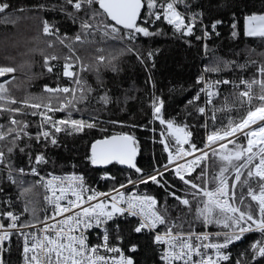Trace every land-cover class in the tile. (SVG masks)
Here are the masks:
<instances>
[{"label":"trees","instance_id":"16d2710c","mask_svg":"<svg viewBox=\"0 0 264 264\" xmlns=\"http://www.w3.org/2000/svg\"><path fill=\"white\" fill-rule=\"evenodd\" d=\"M0 3L10 5L5 12L0 13V67L16 69L14 73L0 77V83L8 82L7 98L0 101L3 131L7 132L8 128H21L25 123L28 125L25 130L33 136L38 131L51 130L50 124L44 128L39 127L44 116L32 115L34 111L52 117L53 121L76 119L96 124V127L85 128L81 132H75L71 125L66 128L58 125L62 127V131L54 132L58 143L52 145L48 142L47 146L43 143L37 144L28 136H21L22 139L16 142L17 147L11 143L15 135L13 133L5 140H0V151L4 152V161L0 163L3 168L36 167L40 173L77 170L91 181L104 175L105 180L98 182L100 187H115L126 180L127 176H145L166 161L167 151L165 144L161 142L165 141V128L154 120L155 99L163 100L162 118L165 121H174L176 126H186V132L191 133L187 145L194 144L199 147L204 144L205 137L227 125L229 117L238 122L248 110L247 106L241 107L238 103H233L240 92L239 87L222 85L217 90L219 94L211 103L205 105V112L200 113L198 109L203 107V100L200 96L198 100L194 98L199 93L196 79L202 68L208 81L221 78L232 82L240 78L264 79L258 71L264 64V38L247 36L244 31L246 16L264 14V0H183L178 5L179 9L191 16L195 15L204 23L209 33L206 38L199 22L194 23L193 32L189 35L186 29L177 31L163 18H149L148 9L145 7L137 23L155 34L148 37L134 34V39H129L127 30L123 29L115 37L105 36L102 30L95 27L101 20L106 22V18L102 17L90 20L93 25L91 29H82L81 22L91 16V11L86 8L76 11L65 0H0ZM94 7L98 8V5ZM147 19L152 22H146ZM45 21L55 34L43 32ZM217 21L221 23L213 29L212 24ZM233 32L236 33L235 36ZM77 35L81 37L79 41L75 39ZM149 53H152L151 57ZM52 57L55 59H51ZM99 57L104 59L100 60ZM66 63L72 65L69 71L74 73V77L63 75ZM241 65L246 66L242 68ZM49 67L53 71H48ZM213 68H219V71H212ZM76 80L80 81L79 85ZM64 87L73 91H46V88ZM252 92L254 96H259V85H254ZM82 96L85 99H81ZM104 96L108 98L107 103L101 99ZM11 99L27 100L28 105H50L52 109L67 106L62 111H49L44 107L33 109L23 103L12 104L9 102ZM192 100L194 102L189 104ZM68 101L72 103L69 104ZM253 104L258 105V101L254 100ZM9 107L19 108L21 112L2 110ZM227 108L233 110H220ZM214 112L215 120L212 119ZM13 116L19 124L9 123ZM115 133L128 134L135 138V163L142 169L141 173L133 168L124 169L118 163L105 169L95 168L88 159L89 146L94 140ZM166 141L168 148L172 149L174 144L168 138ZM243 141L242 137L235 139L236 144L243 145ZM226 144L229 149L233 148L234 144ZM8 147H13L11 153L8 152ZM20 148L24 151L21 152ZM213 148L220 151V145ZM212 149L208 152L207 165L197 166L192 174L185 176L186 179L203 186V180H197L196 177L204 171L207 174L205 178L210 181L206 186L214 187L211 180L218 175L221 162L218 156L213 155ZM41 152L45 155L46 163L37 164L34 157ZM28 179L17 177L14 179L15 183H9L5 173L0 171V212L12 211L17 215L23 213L18 223L27 218L23 208L28 196L23 189ZM164 181L167 183L163 187L152 181L144 185L157 200V210L172 224L182 225V228L176 227L174 231L203 228L204 223L196 219L195 212L197 204L202 206L203 198L193 201L189 210V207L170 194L175 192L177 196L184 197L189 186L179 177H172L167 173L162 183ZM36 191L41 217L42 192L39 187ZM236 194L237 198L241 195L239 186ZM244 194L245 205H251L253 214L258 215L256 204L247 196L246 188ZM187 198L192 200L190 195ZM207 226L212 230L224 228L222 224L215 223ZM163 227L166 228L164 225ZM120 233L127 243L136 246L134 264L158 263L151 236L134 233L131 220L120 223ZM254 239L255 236H248L236 247L237 254L240 251L246 253L238 258L242 264L264 261L261 257L252 259L249 245ZM4 261L5 264H18L19 250L16 240L12 241L9 250L4 254Z\"/></svg>","mask_w":264,"mask_h":264},{"label":"snow or ice","instance_id":"6c2138e0","mask_svg":"<svg viewBox=\"0 0 264 264\" xmlns=\"http://www.w3.org/2000/svg\"><path fill=\"white\" fill-rule=\"evenodd\" d=\"M183 0H65V3L71 5L76 11H80L82 8H86L91 11V16L81 22L82 29H91L93 25L90 20L97 17L106 18L101 20L95 25L98 30H102L105 36H117L121 33V30H127L128 38L134 39V34H143L148 37L154 35L149 31L147 27L138 25L137 21L141 17V11L145 7L148 9V17H154L155 20L163 18L168 24L173 25L177 31L187 30L189 35L193 32V24L186 23V18L183 13L178 10V5ZM98 5L97 7H94ZM10 5L8 3H0V13L5 12ZM155 9V11H153ZM196 17L193 15L192 20L195 21ZM146 22L151 23V19H147ZM221 23L217 21L212 24V28L215 29L217 24ZM247 29L246 35L250 37L264 38V14L250 15L246 18ZM102 26V27H101ZM235 27V25H233ZM43 32L46 34H55L50 25L45 21ZM205 37L209 35L205 29ZM235 36L236 33L233 32ZM77 41L81 39L80 35L75 38ZM201 39V37H197ZM63 42V41H61ZM152 53H149V57ZM47 59L45 63L47 64ZM51 59H55L52 57ZM103 60L104 57H99ZM246 65H241L245 67ZM72 67L71 64L64 65L63 75L68 77H74V73L69 71ZM212 71H219V68H213ZM16 71L13 67H0V77H5L7 74H12ZM48 71H53L51 67ZM259 74L264 77V64L259 69ZM201 80L198 81L201 82ZM78 85L79 80L75 81ZM7 81L0 83V101L5 100L8 92ZM217 84H229L233 83L228 80L217 81ZM241 84L245 85V90L239 92L236 100L233 102L238 103L241 107L247 106L246 115L241 117L238 122H235L231 117L228 119L227 125H223L221 128L213 131L207 136L208 144L206 147L220 143V151L212 149L213 155L218 156L221 164L219 167V173L217 176L212 177L211 182L214 187L208 188L206 185L210 182L206 179V172L202 171L197 180H203L204 185L195 183L191 179H186L181 171L191 172L193 168L186 167L185 165H177L175 175L179 177L185 185L189 186V189L185 190V196H177L175 192L170 194L178 200L181 204L189 207L193 201L202 197V206L197 204L195 212L196 219H199L205 225L207 224H222L227 231L217 232L210 234L207 232L196 233L189 230L186 234L181 232H174V228L181 227L172 224L165 215L161 214L157 210V200L151 195H132L127 198L123 193L119 194V197L112 196L111 202L106 204L104 202L90 204L87 207L80 208V204L77 201L86 202L81 200V192L84 190V178L73 174L68 177H56L52 176L51 179L44 181V187L46 190L52 192V196H45V200L53 204L54 211L51 217L45 216V223L41 229L42 234L30 235L21 231V229L28 227L27 224H18L20 215L14 214L12 211L0 212V217H6L10 223L6 226L4 223H0V264H5L4 261V242L10 241L13 233L10 231L16 229L23 237V251L22 257L24 264H134L131 256H126L123 250L118 245L110 243L109 230L106 227L109 221L114 220L117 215H124L125 213L132 216H139L141 220L133 230L137 233L142 232L145 229L154 230L159 225H164L166 231L163 234L156 233L154 236V243L167 245L162 251L161 261L163 264H221L222 261L230 260V253L226 250L229 245L234 244L236 241H240L246 233L259 232L261 239L253 242L249 245V250L252 252V259L257 257L264 258V79L251 81L241 80ZM254 85H259L260 95L254 96L252 89ZM91 89H89L90 91ZM49 92H63L70 93L73 90L64 87L57 89H48ZM83 91V89H81ZM205 91V89H201ZM219 93H209V103H211V96L218 95ZM199 93L194 98L198 100ZM246 98V99H245ZM85 99V97H81ZM101 99L107 103L108 98L106 96ZM227 97L225 102H227ZM194 100L189 101L192 104ZM258 101V105L253 102ZM12 104L23 103L26 106H30L33 109H40L41 107L47 108L49 111H62L67 105H62L59 109H52L50 105H41L39 103H32L28 105V101H16L11 99L9 101ZM69 104L72 101H68ZM163 100L155 99L153 101L154 116L160 121L161 124H166L169 132L175 137L176 143L180 145L174 156L169 151L167 144H165V151H169V164L180 156L191 155L192 152L197 151L196 145H192V151H186L182 145L188 143V137L190 132H186V126L180 127L174 124V121H165L162 118ZM3 111L20 113L19 108H3ZM226 111H232V108L220 109ZM200 113L205 112V108L198 109ZM32 115L44 116L43 122L39 125L40 128H44L45 125H51V130L38 131L34 136L25 131L28 127L27 123L18 132L15 128H8L7 132L0 131V140H5L9 135L13 136L12 144L18 147L17 140L22 139L20 132H24V135L28 136L30 140H35L37 144L43 143L47 146L50 142L52 145L58 143L54 136V132L58 133L62 131V127L71 125L75 132H81L85 128L96 127L95 123H86L84 120L66 119L60 121H53L52 117L45 115L44 113L32 112ZM212 119L215 120V112ZM10 124H19V121L13 116ZM60 125V126H57ZM4 126L0 125V129ZM54 130V131H53ZM237 134H242L246 139V145L236 144L235 139ZM234 144L232 149H229L226 143ZM164 143V141H161ZM136 140L133 136L128 134H117L107 136L103 139L96 140L91 145V155L88 157L93 165H107L113 162L128 165L130 168L135 169L137 173H141L142 169L137 167L135 158L137 155ZM8 152L13 151V147H8ZM21 152L23 148L19 149ZM201 156L196 158V161L189 162L190 164L198 166V162L207 158V153L203 150ZM35 162L37 164L46 163L45 155L41 152L35 155ZM4 161V152L0 151V163ZM168 165H163L162 168H154L153 172L147 174V179L141 178L140 183H147L152 181L153 183L160 184L162 187L167 182L162 183L164 174L168 171ZM23 173V169L19 170ZM234 173L232 183L229 184V177L227 173ZM246 171V176H245ZM31 172L35 175H39L36 167L31 169ZM9 179H12V172L9 169ZM160 177V179H158ZM43 178L37 183H41ZM67 181L69 189L76 197V200L68 201L67 207H62L59 201L63 199V193L69 189L61 187L59 189L61 195L56 196V189L54 184L59 182L61 185ZM15 183V181H13ZM78 182V183H77ZM129 183L135 184V181L129 179ZM255 185V188L253 187ZM125 185H121L124 187ZM241 188V195L237 198L236 188ZM247 189V196L251 197L252 201L257 204L258 215H254L251 205H245L244 189ZM79 189L80 191H77ZM258 189V191H256ZM2 191V189H0ZM24 191H28L25 189ZM105 193H93L87 197V201H93L97 196H106ZM191 196L192 200H189L187 196ZM124 203L127 207H121ZM73 208L80 209L74 214L71 213ZM28 208L25 206L24 212H27ZM64 213H70L69 215H63ZM57 216H62L60 220H56ZM48 220H53L54 223H46ZM104 226L103 242L99 245H89L87 241L86 231L93 227ZM118 232L119 225H116ZM210 235L221 238L216 242L204 243L208 241ZM116 240H120L121 237L117 234ZM103 248L105 253H111L112 255L100 254V249ZM206 249L214 250V255L206 252ZM136 246H131V251H135ZM246 253H242L245 255ZM198 258V259H197ZM236 264H242V261L237 260ZM258 264V262H257Z\"/></svg>","mask_w":264,"mask_h":264},{"label":"built area","instance_id":"2783aa9c","mask_svg":"<svg viewBox=\"0 0 264 264\" xmlns=\"http://www.w3.org/2000/svg\"><path fill=\"white\" fill-rule=\"evenodd\" d=\"M178 10L181 13L184 14V16L186 18V23H192L194 25L195 22H199L200 25L202 24L203 36H204V38H206L205 35H204V32H205L204 23H201V20H199L197 18L195 19V21H193L192 20L193 16L182 12L179 9V7H178ZM171 26L174 27L173 25H171ZM201 77L203 78V80L201 82H199V96L203 100V107H205V105L207 103H209L208 102L209 101V93H217L218 88L221 87L222 85H230V86L239 87L240 88V92H242V91L245 90V85L241 84L240 81L241 80L251 81V80L255 79V78H253V79L240 78L238 81H235L233 83L217 84L216 83L217 81H223V80H228V79L221 78V79H213L211 81H208L205 78L204 69L203 68H202V72L200 71V73H199V75H198V77L196 79L197 82L201 80ZM228 81H230V80H228ZM201 89H205V91H201ZM215 97H216V95H212L211 96V101ZM154 120L157 121L160 124V121L158 119H156L155 116H154ZM0 125H2L1 122H0ZM21 128H18L17 131L19 132ZM0 131H3V129H0ZM20 135L21 136H26V135H24V132H20ZM167 135H168L167 131H165L163 133V136L167 137ZM240 137H242L244 139V143L246 145V139H245V137L242 134H237L236 139L240 138ZM220 143L221 142H217V143L211 145V147H206V145L208 144V141H207V137H205L204 144L199 146V147H196L197 151L192 152V154L188 155V156H180L177 159H175L171 164H169V160H168L169 151H171L172 154L175 156L176 152H177V149L179 147H181L180 145H178L176 143V141H174V147L172 149H169V151L167 152L166 161L161 166H157L156 168H162L163 165H168V169L169 170L166 171L165 174L167 173V174H169L172 177H177L175 175V171H176L177 165H185L186 167H190V168H193V169H195L197 167L196 165L190 164L189 162L196 161V158L201 156V151H199V150H203L204 152H206L207 153V158L199 161L198 162V166H200L201 164H204L206 166L207 159H208V152L213 147L220 145ZM223 143H227V140L223 141ZM182 147L186 151H192L191 146H188L187 143L183 144ZM9 169H11V168H3L0 165V171H3L5 173V177H6V179L8 180L9 183H12L14 181V179L17 178V177H32L34 179L36 185L40 188V190L42 192L43 208H42V211H41L40 219L38 221H36V222H32V223L27 224V225H29L28 227H25V228L21 229V231H23L25 233H28L30 235L42 234L41 233V229L43 228L44 223H45V219H44L45 216L51 217L53 215V211H54L53 204H51V203H49L48 201L45 200V196L51 197L52 196V192L50 190H46L45 187H44V181H47L48 179H51L52 176L68 177V176H72L73 174L78 175V176H83V178H84V190L81 192V200L82 201H86V202L77 201V203L80 204V208L87 207L90 204H96V203H100V202H104L106 204H109L111 202L112 196L119 197L120 193H123L126 198L128 196H132V195H145V194L151 195V196L154 197V195L148 191V189L144 185V183H140L139 182L141 178L147 179V175L142 176V177H137V178H132V177L127 176L126 180H124L119 185H117L115 187H112V188L106 189V188L100 187V185L98 184V182H102V181L105 180V176L104 175L98 176L96 181H91V180L87 179V177L82 172L77 171V170H66V171H62V172H48V173H40L39 171H37L39 173V175H35V174H33L31 172L32 168L29 169V168H24V167H17V168L11 169L12 179H9V175H8ZM20 169L24 170L23 173H21L19 171ZM193 171L194 170H192L189 173V172H185V171L182 170L181 174L184 175V176H188V175L192 174ZM233 177H234V173H231L230 174V178H229L230 179L229 184L232 183ZM41 178H43V181H41V183H37V181H40ZM129 179H131L132 181H135L136 183L135 184L129 183L128 182ZM121 185H125V186L121 187ZM54 187L56 189V196H60L61 195V193L59 191V189L61 187H64L65 189H69V185H68L67 181H65L63 185H61L59 182H56L54 184ZM77 191H80V190L77 189ZM256 191H258V190H256ZM94 192L95 193H105L107 195L106 196H97V198L95 200L87 201V197L89 195H92ZM63 197L64 198L59 201V203L61 204L62 207H67L68 206V201H70V200L75 201L76 200V197L72 194V191L70 189L63 193ZM255 204H256V202H255ZM121 207H125L126 208L127 205L122 203ZM256 207H257V204H256ZM79 210L80 209L73 208L71 210V213L74 214L75 212H77ZM69 214L70 213H64L63 215L66 216V215H69ZM62 218H63L62 216H57L56 220H60ZM126 220H131L133 222V229H134L136 226H138V224H139V222L141 220V217L132 216V215H129L127 213H125L124 215H117L116 217H114V220L109 221L107 223L106 227L109 230L110 243L113 244V245H118L123 250L124 254L126 256H131V258L134 261V252L135 251L134 252L131 251V246L133 244L127 243L125 238H124V236H122L121 233H120V223L122 221H126ZM10 222L11 221H9L6 217H0V223H4L5 226L8 223H10ZM46 223L51 224V223H54V221L53 220H48V221H46ZM117 224L119 225L118 232L116 230V225ZM10 231L13 233V235L11 236L10 241H5L4 242V248H5L4 254L9 250V248H10V246L12 244V241L16 240L18 242V250H19V262H18V264H24L23 257H22L23 237L20 235V232L17 231L16 229H12ZM165 231H166V228H164L163 225L157 226V228L154 229V230L145 229V230H143L140 233H137V232H135L133 230V232L136 233V234H145V235H150L151 236L152 244L155 246L156 251H157V260H158L157 264H163V262L161 261L160 257H161L162 251L164 250V248L167 247V245L154 243L153 242L154 241V236L156 235V233L163 234ZM192 231H194L196 233L207 232V233H210V234H214V233H217V232L227 231V229H225V228L222 229L221 228V229H217V230H212V229H209L208 226L204 224L203 228L194 229ZM174 232H181V233H185L186 234L188 231H174ZM85 234L87 236V241H88L89 245L102 244V242H103L102 238H103V234H104V226L93 227L91 229H88ZM117 234L121 237L120 240H116L115 239V236ZM248 236H255V239L252 241V243L261 239V234L259 232L246 233L245 236L240 241H236L234 244L229 245V248L226 251L228 253H230V260L229 261H222L221 264H232V262H233V264H236V261L238 260V258L240 256H242V253H243L242 251H240L239 254H237L236 247H237V245L240 242L244 241ZM220 239L221 238H219V237H216L214 235H210L209 240L208 241H204V243L216 242V241H218ZM205 251L208 252L211 255H214V250H212V249H206ZM4 254H3V256H4ZM100 254H102V255H104V254L112 255L111 253H105L103 248L100 249ZM258 264H264V261L260 262Z\"/></svg>","mask_w":264,"mask_h":264},{"label":"rangeland","instance_id":"374dc122","mask_svg":"<svg viewBox=\"0 0 264 264\" xmlns=\"http://www.w3.org/2000/svg\"><path fill=\"white\" fill-rule=\"evenodd\" d=\"M247 17L248 16H246L245 19H244V31H245V33H246V29H247V23H246V18ZM153 113H154V109H153ZM56 120L59 121L60 119H56ZM160 125L165 128V131H167V134L169 135V136L167 135V137L166 136L164 137V139H165L164 144H167V141H166L167 138L174 144V141H176L175 137L169 132V130L167 129V126L164 125V124H161V123H160ZM243 145H245L244 141H243ZM232 147H234V145ZM231 173L232 172L230 171L227 174L229 178H230V174ZM27 179L28 180H26V182H25V189H28V191H24L25 189H23V192L26 193L27 196H28L27 200H26V203L24 205V208H23V211L25 209V206H27V208H28V211L26 212L27 213V218L24 219V220H21L18 224H29V223H32V222H36V221H38V219L40 217V207L37 206L38 196H37V191L36 190H37L38 187H37L35 181H33L34 179L32 177H27ZM229 181H230V179H229Z\"/></svg>","mask_w":264,"mask_h":264},{"label":"water","instance_id":"95a60500","mask_svg":"<svg viewBox=\"0 0 264 264\" xmlns=\"http://www.w3.org/2000/svg\"><path fill=\"white\" fill-rule=\"evenodd\" d=\"M142 11H143V9H142ZM142 11H141V13H142ZM139 20V19H138ZM1 78H3V77H1ZM117 134H121V133H115V134H111V135H109V136H112V135H117ZM107 137V136H106ZM105 138V137H104ZM100 139H103V138H99V139H96V140H100ZM96 140H94L92 143H94ZM92 143L90 144V146H89V155H91V145H92ZM113 163H116V162H113ZM113 163H111V164H107V165H103V164H101V165H93L95 168H99V169H105V168H107V167H109L110 165H112ZM118 165L120 166V167H122V168H124V169H131L128 165H122V164H119L118 163Z\"/></svg>","mask_w":264,"mask_h":264}]
</instances>
